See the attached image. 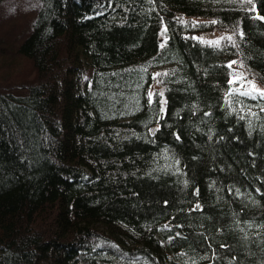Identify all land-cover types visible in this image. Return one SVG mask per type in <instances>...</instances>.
<instances>
[{
  "label": "trees",
  "instance_id": "trees-1",
  "mask_svg": "<svg viewBox=\"0 0 264 264\" xmlns=\"http://www.w3.org/2000/svg\"><path fill=\"white\" fill-rule=\"evenodd\" d=\"M31 1L0 88V264H264V98L228 66L264 84V0Z\"/></svg>",
  "mask_w": 264,
  "mask_h": 264
},
{
  "label": "rangeland",
  "instance_id": "rangeland-1",
  "mask_svg": "<svg viewBox=\"0 0 264 264\" xmlns=\"http://www.w3.org/2000/svg\"><path fill=\"white\" fill-rule=\"evenodd\" d=\"M39 8L40 3L31 0H0V88L3 90H7L8 86H11L12 90H21L19 89L20 85L15 81L18 66L22 69V63L17 64L16 62V60H20L16 51L18 45L29 34ZM202 20L207 21L208 19L193 18L195 22ZM233 35L234 33L231 32L211 29L195 33L193 37L205 43L219 44L224 41H232ZM159 39L161 43L164 40L162 29ZM229 65H231L230 82L234 90L240 93L249 92L251 96L258 95L257 92L252 91L253 85L257 90H264V84L258 80L256 74L245 69L238 59L228 61ZM160 72V70L155 71V76H158ZM88 74L89 72L85 75L86 79ZM159 90L161 91V87L158 80H155L148 94L152 97L154 92Z\"/></svg>",
  "mask_w": 264,
  "mask_h": 264
},
{
  "label": "snow or ice",
  "instance_id": "snow-or-ice-1",
  "mask_svg": "<svg viewBox=\"0 0 264 264\" xmlns=\"http://www.w3.org/2000/svg\"><path fill=\"white\" fill-rule=\"evenodd\" d=\"M252 0H248V3H251ZM229 67H231V65H229ZM235 82V81H234ZM252 91L253 92H257L258 95L261 97V98H264V90H257L255 85L252 86ZM243 95H251V93L249 92H246V93H242ZM151 95V94H150Z\"/></svg>",
  "mask_w": 264,
  "mask_h": 264
}]
</instances>
